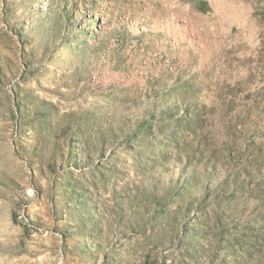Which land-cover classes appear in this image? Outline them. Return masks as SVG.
<instances>
[{
    "label": "rangeland",
    "instance_id": "obj_1",
    "mask_svg": "<svg viewBox=\"0 0 264 264\" xmlns=\"http://www.w3.org/2000/svg\"><path fill=\"white\" fill-rule=\"evenodd\" d=\"M0 264H264V0H0Z\"/></svg>",
    "mask_w": 264,
    "mask_h": 264
},
{
    "label": "bare ground",
    "instance_id": "obj_2",
    "mask_svg": "<svg viewBox=\"0 0 264 264\" xmlns=\"http://www.w3.org/2000/svg\"><path fill=\"white\" fill-rule=\"evenodd\" d=\"M180 21L181 20H179L178 22H180ZM183 22H185V21H183ZM166 26H167V29H168V34L169 35L173 34L174 35V40L178 43V46H181V40H183V38H184L183 33H187L188 30L181 26V28L183 29L182 32H177V29L175 28V25L172 24V23L171 24L167 23ZM190 34L195 36V34L193 32H190ZM170 45H171L170 43L166 44L167 47H170ZM171 50L174 53L176 52V47H174V44L171 45Z\"/></svg>",
    "mask_w": 264,
    "mask_h": 264
}]
</instances>
